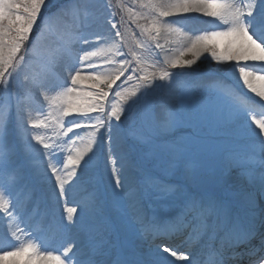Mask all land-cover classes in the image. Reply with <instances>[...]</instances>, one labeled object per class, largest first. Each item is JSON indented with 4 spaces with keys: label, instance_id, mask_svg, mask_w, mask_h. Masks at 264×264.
Here are the masks:
<instances>
[{
    "label": "snow or ice",
    "instance_id": "obj_1",
    "mask_svg": "<svg viewBox=\"0 0 264 264\" xmlns=\"http://www.w3.org/2000/svg\"><path fill=\"white\" fill-rule=\"evenodd\" d=\"M134 3L0 0V264H164V254L187 264H264V0ZM192 14L212 27L189 33L172 19ZM205 53L234 62L251 94L215 84L225 102L217 128L232 129L242 147L206 132L208 110L190 104L189 91L176 104L148 99L191 75L184 70ZM86 80L90 88L77 87ZM74 129L90 130L82 147L79 133L63 140ZM18 145L51 186L43 212ZM105 145L111 187L102 190L86 170ZM55 233L78 243L55 254L45 247ZM178 237L197 251L178 253L168 243Z\"/></svg>",
    "mask_w": 264,
    "mask_h": 264
},
{
    "label": "rangeland",
    "instance_id": "obj_2",
    "mask_svg": "<svg viewBox=\"0 0 264 264\" xmlns=\"http://www.w3.org/2000/svg\"><path fill=\"white\" fill-rule=\"evenodd\" d=\"M113 3H116L117 0H112ZM125 4L128 6L133 7L134 9L136 8V5L134 3V0H125ZM119 17H117L118 19ZM185 22H181L184 25V30L186 32L189 33H199L200 31L203 30H207L210 29L212 27V24L209 23V21L212 18L208 19H203L202 15L199 14H192V16L190 18H184ZM186 21H190V23H187ZM143 22V21H141ZM223 27V26H221ZM194 29H197L194 31ZM132 31H137L136 27H131ZM35 34V32L33 33ZM169 40H175L176 37H169L167 38ZM169 48H175L176 44L174 43H168L166 45ZM174 54V53H173ZM226 65H228V63H217L216 61H213L211 56L207 53H205L200 60L197 62V64L195 66H193V69H185V72H190L191 75L188 76H177L174 80V83L172 85H174L175 87L170 88V87H165L163 89H157L155 93H153L151 96L148 97L149 100H163L167 103L170 104H176L177 102V97L178 94L184 92L185 90L190 92V99H189V103L192 105H198V106H203L205 108H207L208 112H207V127H206V132H208L209 134L212 133H217V132H223V133H229V137L233 138L234 133L232 131V129H228V128H217V122H216V116L218 113L224 112L225 111V102L223 100H221L214 90H210L207 89L208 86L210 84L215 85L216 81L223 79L225 81V83H227L228 85L235 87L231 81V80H235L236 86L237 83H239V80L237 79V76L235 73H233L232 71H228L227 68L225 67ZM231 65V64H229ZM94 71V70H91ZM179 71V70H177ZM197 72H200L197 76H194L193 74H197ZM201 75V77H200ZM197 77H200V80H210L207 85H204L203 87L199 84L196 85L197 81ZM229 79V80H228ZM121 80H123V77L121 78ZM214 80V81H212ZM133 81V80H132ZM134 81H136L134 79ZM92 82L91 81H83L80 85H78L77 87H82V88H90L91 87ZM117 84H120V82L118 81ZM129 84V82L127 83ZM139 82L136 81V83L133 84V86H131V88H128L129 91L135 90V88L138 86ZM196 85V86H194ZM125 87V86H124ZM236 88V87H235ZM95 90V89H93ZM115 91V87L113 89V92ZM235 91L242 93L241 90L236 89ZM164 93H165V97H164ZM125 96V95H124ZM108 102H111L113 104H115V106L120 107L123 103H121L120 101L116 100L112 95H110L108 97ZM124 107L127 108V105H124ZM127 114V112H126ZM76 117V114L74 113L73 116H71L70 119H73ZM123 119V118H122ZM67 118L65 120V124L67 125ZM213 129H215V131H213ZM33 131L36 132H43V129H34ZM258 131V129L256 130ZM90 130L89 129H74V131L72 133L68 134V137H64L63 140L67 141L70 137L71 138H75V133H79L80 137H82V140H77V144L75 145L76 147H82L83 143H85L88 139V135H89ZM33 144H35V141H33ZM70 146V145H67ZM67 146H62L61 149H58V153H59V157H63L65 155H67V152L64 150L65 147ZM37 147L39 148L40 146L37 145ZM17 150H18V159H19V163L24 171L25 176L27 177L28 182L33 186V188L36 191V201L37 203H39L40 205V210L43 212V210L45 209V207H47L49 205V202L52 201L54 199V196L51 198L47 189H51V186L47 183H44L43 181H41V179L35 174L33 167H32V163L29 160V158L27 157V155L24 152L23 146L22 145H18L17 146ZM106 147H104L102 150L98 151L95 153V155L92 157V160L89 164L87 171V176L90 179V181L93 184H98L99 187L103 188L104 184H106L108 181H110L109 176H108V172H107V167H106V160H104L105 165H104V172L102 170L99 169L98 165L100 164V158H98V154H100L101 152H105L106 153ZM91 155V154H89ZM105 158V157H104ZM98 167V168H97ZM104 174V179H106L105 181L102 179V175ZM3 183V178L0 177V184ZM107 185V184H106ZM111 187V183L109 182V189ZM15 194V193H14ZM79 197L76 196V199H78ZM73 205V198L69 197L68 199V206H72ZM63 209L62 207H57L56 208V213L57 216H59L62 213ZM66 215V213L64 214ZM2 225H0V234L3 235V230L1 229ZM75 236L74 234L69 233L67 236L59 234V233H55V234H50L47 238V245L49 247L51 246V243L49 242V240L51 239V242H55L54 237H61L64 238L65 240V244L66 241L68 239H70L71 237ZM78 242V240H77ZM64 244V246H65Z\"/></svg>",
    "mask_w": 264,
    "mask_h": 264
},
{
    "label": "bare ground",
    "instance_id": "obj_3",
    "mask_svg": "<svg viewBox=\"0 0 264 264\" xmlns=\"http://www.w3.org/2000/svg\"><path fill=\"white\" fill-rule=\"evenodd\" d=\"M202 18L205 20V19H208L209 20V17H204V16H202ZM172 19H174V20H179L180 22H185L184 20V17H173ZM187 23H190V21H186ZM195 30H197V29H194V31ZM234 62H230V63H228V65H226L225 67L227 68V70L228 71H232L233 73H235L234 72V70H233V67H232V64H233ZM229 64H231V65H229ZM200 72H197V74H193L194 76H197L198 74H199ZM236 74V76H237V73H235ZM200 77H201V75H200ZM200 77H197V81L196 82H194V83H196V85H201L202 87L204 86V85H207V84H209L208 82L210 81V80H200L199 78ZM212 81H214V80H212ZM234 83H235V80H234ZM196 85H194V86H196ZM173 87H175L174 85H172L170 88H173ZM214 88H215V85H213V84H210L209 86H208V88L207 89H210V90H214ZM236 88H238V89H241V90H243L244 91V93H246L247 95H249L250 93H248L247 92V90H246V88L243 86V83H242V81H239V83H237V86H236ZM251 95V94H250ZM164 97H165V93H164ZM167 97V96H166ZM165 97V98H166ZM230 133V132H229ZM229 133H223V132H217V133H212L211 135H214V136H216V137H218L222 142H224L225 144H227V145H232V146H236V147H242L243 145H241V144H233L232 142H233V138H231V137H229V135L231 134H229ZM106 147V146H105ZM47 191H48V193H49V195H50V197L52 198L53 197V194H52V189H47ZM2 229H3V226H2ZM183 238V237H182ZM182 238H180V237H178V238H176V240H178L179 242H181L182 243ZM77 240H78V238L77 237H75V238H73L69 243H77ZM54 246H57V244H55ZM53 246V247H54ZM0 248H2V247H0ZM164 264H181V262L180 261H178V260H176V259H174L173 261H168L167 259H165V262H164Z\"/></svg>",
    "mask_w": 264,
    "mask_h": 264
},
{
    "label": "trees",
    "instance_id": "obj_4",
    "mask_svg": "<svg viewBox=\"0 0 264 264\" xmlns=\"http://www.w3.org/2000/svg\"><path fill=\"white\" fill-rule=\"evenodd\" d=\"M124 1V0H123Z\"/></svg>",
    "mask_w": 264,
    "mask_h": 264
}]
</instances>
